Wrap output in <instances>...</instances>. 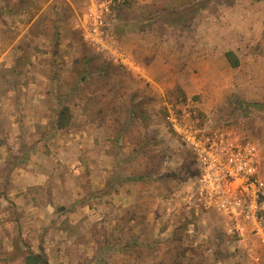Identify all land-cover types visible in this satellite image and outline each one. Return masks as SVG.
Returning a JSON list of instances; mask_svg holds the SVG:
<instances>
[{
  "label": "rangeland",
  "instance_id": "rangeland-1",
  "mask_svg": "<svg viewBox=\"0 0 264 264\" xmlns=\"http://www.w3.org/2000/svg\"><path fill=\"white\" fill-rule=\"evenodd\" d=\"M219 1L137 14L133 0H0V264L41 248L50 264H264V205L261 234L235 233L198 200L196 157L174 128L231 131L264 156V97L241 93L247 76L264 81L252 59L264 34L238 14L197 42L164 31ZM235 43L237 68L224 55Z\"/></svg>",
  "mask_w": 264,
  "mask_h": 264
},
{
  "label": "built area",
  "instance_id": "built-area-1",
  "mask_svg": "<svg viewBox=\"0 0 264 264\" xmlns=\"http://www.w3.org/2000/svg\"><path fill=\"white\" fill-rule=\"evenodd\" d=\"M105 10L90 13L93 23L90 35L97 45L104 38ZM174 128L195 154L198 200L206 208H217L229 216L232 230L239 236H244L250 225L261 234L259 209L264 205V178L257 146L239 140L231 131L217 130L200 136L197 131L182 129L177 124Z\"/></svg>",
  "mask_w": 264,
  "mask_h": 264
},
{
  "label": "crops",
  "instance_id": "crops-1",
  "mask_svg": "<svg viewBox=\"0 0 264 264\" xmlns=\"http://www.w3.org/2000/svg\"><path fill=\"white\" fill-rule=\"evenodd\" d=\"M232 2L233 3L230 5L229 1L227 2L226 0H220L218 2L220 3L218 4L219 8H216L213 12L210 11L211 10L210 6L214 2L210 3V5L204 9L200 8V10H197V8H195L196 15H194L193 17V21L190 25V28H187V29L186 28L183 29V27L181 26L180 28L175 29L174 27H172V25H167L164 23L165 30L164 29L163 30L166 31V34H167L166 36L169 37L168 39L169 43H172L175 46H178L180 44L181 39H184L185 38L184 36L188 35L189 32L192 33L194 42L199 41V37H201L200 39H203L202 35H205V37H210L208 33L210 34L216 33V32L219 33L218 30L220 29L218 27L220 26L218 25V23L224 24L226 26L228 24L230 25V19H232V15L234 14H238L237 17L241 19L242 24L247 23L249 20L251 21V23H254L255 24L254 28H258L259 36L263 37V34H264V3L263 2L264 1L263 0H232ZM178 4L189 6L191 3H190V0H186V1L185 0H133L132 10L135 11L137 14H139L143 11H146L147 9H153L157 7L156 9L157 10L160 9L162 13L166 12V13L171 14V12L174 11L175 6ZM155 12L157 13L158 11H155ZM200 12L202 13V15ZM209 12L210 14L208 15ZM255 21L259 23H256ZM248 30L250 31V29ZM141 32H143V30L141 31L137 30L136 33L134 34L132 33V34L137 36V38H139V37H142V35L144 34ZM219 35H221V32ZM187 37L190 38V36H187ZM207 39L208 38H205V41H207ZM200 41H201L200 43L201 45L202 40ZM164 42L166 43L167 39H164ZM235 47H237L236 43H235V46H233L231 50H228L225 52L224 54L225 58H226V53L229 51L233 50V52L236 54V51L234 49ZM237 57L239 58V56ZM252 59L254 62H256V59H258L257 62H260V61H263L262 59H264V57H257V58H252ZM226 61L230 64L227 58H226ZM239 61L241 64L240 58H239ZM246 80L248 82L247 85H249L247 86V89H249L248 93H246L245 92L246 90L244 89L241 93L244 96H247V95L252 96L253 97L252 99L254 100L262 99L264 97V93L263 92L261 93V91L263 90L262 88L264 87V83H263L264 81L263 82L261 81L259 85L255 81L256 79L251 80L250 76H247ZM255 82H256V85H258L259 87L255 85ZM259 161H260V166H262L261 163L262 161L264 162V156L262 157L259 156Z\"/></svg>",
  "mask_w": 264,
  "mask_h": 264
},
{
  "label": "trees",
  "instance_id": "trees-1",
  "mask_svg": "<svg viewBox=\"0 0 264 264\" xmlns=\"http://www.w3.org/2000/svg\"><path fill=\"white\" fill-rule=\"evenodd\" d=\"M198 7V6H197ZM198 10V8H197ZM226 58L230 62V65L233 67H237L240 64L239 58L233 51H229L226 53ZM71 121V111L68 106H64L59 108L57 118H56V127L64 129L66 128ZM18 249L20 246L16 245ZM25 264H50L48 257L43 248L40 249L39 253H35L30 251L29 253L24 255Z\"/></svg>",
  "mask_w": 264,
  "mask_h": 264
}]
</instances>
